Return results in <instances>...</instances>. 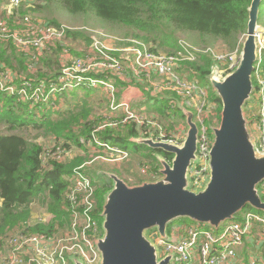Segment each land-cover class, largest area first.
Masks as SVG:
<instances>
[{"label":"built area","instance_id":"obj_1","mask_svg":"<svg viewBox=\"0 0 264 264\" xmlns=\"http://www.w3.org/2000/svg\"><path fill=\"white\" fill-rule=\"evenodd\" d=\"M30 3L31 0H0V40L3 44L11 43L29 57V73L38 69L40 59L53 48L71 41L73 34V31L64 25L37 21L30 15L18 17L22 6ZM89 38L91 40V37ZM245 38L246 36L242 37L238 46L231 52L212 48H188L179 42L181 49L175 53L150 51L145 44L136 40H129L127 47L123 44L119 48H110L92 38L88 52H84L81 57H72L68 49L64 51L62 68L49 83L32 78V81L16 84L13 73L3 68L0 70V92L15 96L21 102L30 103L32 109H35L36 105L43 103L52 105L56 95L63 91L77 88L105 91L110 100L107 121L97 127L90 140L81 142L89 148L87 152L93 150L103 153L91 162L97 160L96 162L115 166L125 162L130 154L101 141L96 136V132L107 127L119 128L121 125L132 123L139 128L141 138H151L178 146H181L186 138L178 130L167 131L165 125L156 120V116L137 112L128 102H118L119 84L146 81L152 86L154 93H175L180 98V105L188 111H193V118L198 126V162H193L189 174L195 187L200 188L210 178L209 162L213 144L211 126L217 124L218 107L216 102L210 99L208 87H201L197 79L189 80L187 76H182L177 68L182 62H195L200 56L206 55L214 61L212 72L215 71L216 77L223 80L239 65ZM256 43L257 62L253 76L257 86L253 92L260 103L257 106L254 101H250L247 115L256 138V151L264 155V78L261 68L264 29L260 27L256 32ZM178 105L179 103L174 101L172 108L177 109ZM119 109L123 116L117 117L116 112ZM75 149L73 145L67 148L54 142L45 144L42 164L47 165L49 161H70ZM91 162L76 168L67 177L69 185L63 208L68 213V222L64 227L49 236L30 235L19 231L9 233L5 238L4 247L0 249V264H73L75 259L82 260L84 264H100L102 256L97 243L103 236V230L95 217L98 208L97 187L84 172ZM260 189L264 197V180ZM254 224L264 227V217L247 213L242 222H225L222 234L215 228L192 224L185 225L182 234L171 231L169 240L159 236L154 239L153 235L151 239L157 242L163 256L171 257L169 264H259L255 260L246 263L238 254Z\"/></svg>","mask_w":264,"mask_h":264},{"label":"trees","instance_id":"obj_2","mask_svg":"<svg viewBox=\"0 0 264 264\" xmlns=\"http://www.w3.org/2000/svg\"><path fill=\"white\" fill-rule=\"evenodd\" d=\"M60 1L71 14L94 12L98 18L107 23L130 29L132 32L126 35L128 39L145 44L150 51L158 52L162 49L169 53H175L181 49L176 37L177 32H196L203 37L220 39L229 48H234L239 39L246 36L249 11L253 2V0ZM261 23H264V0H261L259 7L258 25ZM1 44L0 40V70L3 68L10 70L15 77L16 84H21L32 78L49 83L55 79L62 68L60 58L57 66L52 67L53 71L57 69L55 73L52 70L51 74L49 70L44 71V68L49 67L53 62L52 60L46 61L43 66L46 58L43 57L40 59L42 72L38 73V77L33 76L32 73H29V57L19 53L11 43L7 44L9 47H4ZM213 66L214 61L209 56L202 55L195 62L180 63L177 71L181 75L187 76L186 78L189 80L197 79L199 83L208 85L210 99L216 102L218 107L217 119L220 123L222 103L210 86L208 79ZM261 68L264 78V49L262 50ZM122 83L126 84V82ZM78 89L97 90L77 88L63 91L56 95L52 105L43 103L36 105L35 109H32L30 103H22L15 96L0 93V123L7 130V134L0 131V249L4 247L7 235L13 231L49 236L57 232L59 228L62 229L68 222V213L63 208L65 193L69 185L67 177L76 168L87 162L88 158L83 157L86 156V153L83 156L79 154L75 159L64 163L49 161L47 165L42 164L41 157L45 144L50 142H54L60 147L69 148L70 145H73L76 149L89 151L87 145L83 144L81 140H90L97 127L107 121V117H95L93 103L88 99H81L80 102L79 95H74L77 98V103L74 106H69L68 111L60 109L59 99H65L67 92ZM147 95L151 102V95L148 93ZM175 100H180V98L175 93L168 92L164 97L155 98L148 111L160 114L164 120L170 119L178 109L172 108ZM26 129L36 132L35 135H29L35 139L31 141L21 133ZM170 129L172 126L169 127V131ZM13 131L20 132L11 134ZM95 134L101 141L131 152L132 155L134 152V154H141L143 158L149 159L151 167L148 171L153 175L160 174L162 168L158 156H162L169 163L173 159V156L168 153L156 151L146 145L131 141L132 138H137L140 135L137 125L127 124L121 125L119 128L107 127ZM43 136L50 140L40 144L34 142ZM106 179L107 176H104L105 189L109 185ZM96 197L98 208L95 217L101 223L105 193L100 192L97 188ZM35 203L42 205L51 217L44 222L37 221L31 224L33 215L31 207ZM242 211L243 214H238L234 218L235 221L242 222L247 213L264 217V212L258 211L250 205L244 207ZM178 221L186 223L185 219ZM172 225L173 223L168 226V233L171 232Z\"/></svg>","mask_w":264,"mask_h":264},{"label":"water","instance_id":"obj_3","mask_svg":"<svg viewBox=\"0 0 264 264\" xmlns=\"http://www.w3.org/2000/svg\"><path fill=\"white\" fill-rule=\"evenodd\" d=\"M260 3L261 0H253L250 7L239 65L223 80L216 77L215 71L208 78L221 100L222 111L219 127H212L210 178L206 188L198 193L185 188L186 176L197 159L198 127L193 113L179 104L188 125L181 146L151 138L132 140L173 156L171 163L158 156L164 179L130 186L117 175H106V182L113 180L115 186L105 196L101 214L104 234L97 243L102 256L100 264H169L170 256L161 263L155 261L154 251L143 236L145 231L156 228L157 233L153 234L156 239L159 234L165 236L174 220L183 217L218 229L224 224L221 222L234 220L247 205L264 212L260 189L264 155L258 154L252 145L254 136L247 130L250 121L244 107L254 91L251 78L257 62ZM76 260L79 259L74 260L75 264Z\"/></svg>","mask_w":264,"mask_h":264},{"label":"rangeland","instance_id":"obj_4","mask_svg":"<svg viewBox=\"0 0 264 264\" xmlns=\"http://www.w3.org/2000/svg\"><path fill=\"white\" fill-rule=\"evenodd\" d=\"M22 15H30L32 18H34L37 21L50 22V23H54V24L56 22V25H64L68 29L73 31V33H76L78 35V39L76 41L66 42L65 45H57L56 48H53L49 53H47L44 56V57H46L44 59V61L45 60L46 61H50V60L58 61V59H60V58L62 59L63 55L65 54L64 51L66 49H68L70 51L72 57L73 56L81 57L84 52H88V50L90 48L89 45L92 43V38L101 42L106 47H110L108 45L110 41H113V42L120 41L124 44V47H127L129 44V40H133V39H128V37H126V35L128 33L132 32L130 29L123 27V26L107 23V22L101 20L100 18H98L94 12H89L87 14H71L67 11V9L64 7V5L61 3L60 0H31L30 5H23L21 10L18 12V17H21ZM9 25L11 26L12 24L9 22ZM258 27H260L261 29H264V23H261L260 25H258ZM169 30L171 31V29H169ZM84 37H88V38L91 37V40L88 44H85L86 40ZM176 37L178 39V44H179V42H181V43H183L184 46H186L188 48H198L200 50L205 49V48H212V49H217V50H221L224 52L233 51L238 46V44L240 43V41L242 39V37L239 39V41L237 42V44L234 48H229L220 39H216L213 37H203L199 33H196V32H177ZM193 41H195L194 43L199 45V46L192 45ZM218 43H221L223 45V47L219 48L217 45ZM1 45L4 47H9V45H7V44L2 43ZM110 48H113V47H110ZM114 48H116V47H114ZM18 52L21 53L20 51H18ZM158 52L169 53L167 50H162V49L158 50ZM41 69H42V65L40 64L38 69L35 71H32L31 73L33 74V76L38 77V73L42 72ZM52 71H53V69H52ZM56 71H57V69L53 72L55 73ZM28 75H29V73H28ZM22 76H24V75H22ZM251 82L253 85V89H255V87L257 86V82H256L254 76H252ZM200 85L203 88L208 86V85L205 86L204 83H201V82H200ZM96 92H97V90H82V89H78V90L72 91V92H67V94H70L68 96V100L72 104L74 101H77V98L74 95L80 96L82 94L85 97H92L95 95V98L94 99L92 98L93 115L95 117L103 116L105 111L107 110V106L105 103V101H107L106 96H105V93H103L102 91H98L97 93ZM0 93H2V92H0ZM166 94L167 93H165V95ZM84 99H87V98H84ZM251 101H254V103L257 106H259L260 101L257 99L256 94L254 92L252 93ZM22 103H25V102L22 101ZM249 103H250V100L244 106L246 114L249 110V108H248ZM25 104H28V103H25ZM64 104H65V101H64ZM137 112H143V111H137ZM191 112L193 113V111H191ZM148 113L149 114H155L154 116H158L156 120L159 123L164 124L167 131H169V127L172 126V129H170V132H172L173 129L174 130L178 129V127L180 125H184V123H185V117L182 114L176 115V117H174V119H165L164 120V118H161L160 114L150 113V112H148ZM193 121H194V118H193ZM218 123H219V121L217 119V124L212 125L211 127H213V128L219 127ZM131 125L135 126V124H132V123H131ZM196 125H197V123H196ZM247 128H248L247 130L253 131L252 130V124L250 122L247 123ZM0 131L2 133L7 134L6 127L3 126V124H1V123H0ZM18 132H20V131H13V132H11V134H17ZM21 133L25 137L29 138L31 141H32V139H35L34 137L31 138L29 136L30 134L35 135L36 132H34V131L26 129V130H23ZM252 134L253 133L251 132V135ZM39 139L35 140L34 142H37L39 144L40 141L47 142L50 140V138L45 137V136H43ZM156 142H159V141H156ZM251 142H252V145L255 149L256 148V138L253 137V140L251 139ZM82 150L83 149H75V151L71 155V157H72L71 160L78 157L79 154H81V153H86V156H83V157L88 158L87 162H91L96 157L103 155V153H96L93 150L90 152H85ZM129 154H130V157L125 162L119 164L118 166L102 163L99 161L96 162L97 161L96 160L94 162L89 163L86 166L84 172L92 179L94 185L98 188V190L100 192L105 193V196H107L109 191L114 188L115 182L113 180L110 183L108 182L109 185L105 189L104 184H103V178H102L103 175H109V174L117 175L120 179L124 180L125 183H127L130 186H135V185L141 184L144 181L155 182L159 179L160 180L164 179L163 178L164 176H162L161 174L153 175L152 173H150L148 171V169L151 167V163H150L149 159L143 158L141 154H138V155L134 154V152H133V155L131 154V152H129ZM195 161L198 162V159H195ZM206 184H207V182L204 183V186L200 187V188L195 187V184H194L190 174L188 173V175L186 176L185 188L187 190H194L195 192L198 193V192L203 191L206 188V186H207ZM107 188H108V191H107ZM31 208H32V212H33L31 224L36 223L38 220L49 219L51 217L46 213L44 207L38 203L33 204ZM238 214L242 215L243 211L241 210L240 212H238L234 216V218ZM182 219H185L186 223H179V221L174 220L175 222H173V225L171 227V231H173V230L178 231L179 234H182L184 227L187 224L188 225L198 224L204 228H209L203 224H199L198 222H194V221L188 219V217L187 218L183 217ZM100 220H101V223L98 219L100 226L103 230V221H102V220H104L103 217ZM228 221H230V220H227L225 222H228ZM225 222H221V223H225ZM223 225L224 224H221V226L217 229V230H219L218 232L221 234L223 231V229H222ZM167 231H168V228H167ZM155 233H157V230H156V228H153L151 230L145 231L143 233V236L148 241L149 245L151 246V248L154 251L155 261L157 263H161L164 261L165 256L162 255V251H161L160 247L158 246L157 242L155 240L151 239V235H153ZM103 234H104V230H103ZM159 237H162L166 240H169L170 239V233L166 232L165 236H161L159 234ZM249 250L252 251L251 254H256L259 258L264 260V246H263V248L261 247L260 249H256L253 246H251L249 248ZM255 251H257V253H255ZM76 261H78L77 264H84L82 262V260H76ZM73 264H75V262Z\"/></svg>","mask_w":264,"mask_h":264},{"label":"crops","instance_id":"obj_5","mask_svg":"<svg viewBox=\"0 0 264 264\" xmlns=\"http://www.w3.org/2000/svg\"><path fill=\"white\" fill-rule=\"evenodd\" d=\"M5 14L6 13L4 12L3 16H5ZM71 36H72L71 41H74V40L76 41L78 39V35L76 33H73ZM84 38L86 40L85 41L86 43L85 42L84 43L88 44L90 42L89 38L88 37H84ZM71 41H69V42H71ZM194 42L195 41H193V43L191 42L192 45L199 46V45L195 44ZM108 45L110 47H113V48L114 47H118L119 48V47L123 46V43L120 42V41H118V42L110 41ZM217 45H218L219 48L223 47V45L221 43H218ZM45 62H46V60L44 61L43 66H45ZM47 62H49V61H47ZM52 62L53 63H51L49 65V67L44 68V71H48L49 70L50 74L52 73V71H51L52 67L53 68L56 67L57 63L59 61H57V62L56 61H52ZM151 88H152V86L149 85V83H147L146 81L137 82V83L133 81L132 84H128V83L123 84L121 82L119 84V97H120V100L118 102H128L134 110L143 111V112L148 113L149 112L148 108H149L150 105H152L154 103L155 98L164 97L165 96L164 94L154 93L153 91H151ZM98 91H102V90H97V92ZM102 92L105 93L106 100H107V101H105L106 106H107V110L105 111L103 117H108L109 113H110V102L108 100L107 93L105 91H102ZM147 93L151 95V98H152L151 102H149L150 100H148ZM166 93H168V92H166ZM69 95L70 94H66L67 97L65 99H63V98L59 99V102H60V106L59 107H60V109L62 111H65V112H66V110L68 111L69 110V106H74L77 103V101H74L71 104L70 101L68 100V96ZM78 98L80 99V102H81V99L87 98L89 100V102L92 103V98L94 99L95 95L92 96V97H85L84 95L81 94L80 96H78ZM64 101H65V104H64ZM175 101H177L180 104L179 100H175ZM148 102H149V104H148ZM178 114H182L184 116L182 110H180L178 108L177 111L174 113V115H172V117L170 119H174V117H176V115H178ZM153 115H155V114H153ZM116 116L117 117L123 116V113H122L121 109H119L116 112ZM156 117H158V116H156ZM247 117H248V115H247ZM176 130H178L179 133L184 134L185 137H186L187 130H188V125L186 124V117H185L184 125H180L178 127V129H175V130L173 129L172 132H174ZM251 132L253 133V136L255 137L254 131H251ZM138 137H140V135ZM133 139H136V138H132L131 141ZM103 176H106V175H103ZM251 246H253L256 249H260L261 247L263 248V246H264V227L262 225H260V224H254L252 226V229H251L250 233L246 236L244 244L240 248V250L238 251V254H239V257L246 263H249L250 261L255 260L259 264H264V260L263 259L259 258L256 254H251L252 251L249 250V248ZM255 253H257V251H255Z\"/></svg>","mask_w":264,"mask_h":264},{"label":"flooded vegetation","instance_id":"obj_6","mask_svg":"<svg viewBox=\"0 0 264 264\" xmlns=\"http://www.w3.org/2000/svg\"><path fill=\"white\" fill-rule=\"evenodd\" d=\"M102 178H104V176Z\"/></svg>","mask_w":264,"mask_h":264}]
</instances>
